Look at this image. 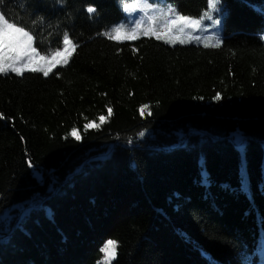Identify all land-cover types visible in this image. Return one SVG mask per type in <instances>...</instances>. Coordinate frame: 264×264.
I'll return each instance as SVG.
<instances>
[{"label":"trees","instance_id":"trees-1","mask_svg":"<svg viewBox=\"0 0 264 264\" xmlns=\"http://www.w3.org/2000/svg\"><path fill=\"white\" fill-rule=\"evenodd\" d=\"M147 2L220 47L108 40L122 0L0 5L42 55L79 45L0 74V264H100L108 240L111 264H264V0H221L217 36L209 0Z\"/></svg>","mask_w":264,"mask_h":264},{"label":"snow or ice","instance_id":"snow-or-ice-1","mask_svg":"<svg viewBox=\"0 0 264 264\" xmlns=\"http://www.w3.org/2000/svg\"><path fill=\"white\" fill-rule=\"evenodd\" d=\"M221 0H209V9L212 12L219 11V5ZM4 4V0H0V5ZM122 8L125 12L129 10H138L141 15L139 18H135V11L130 12L132 17L127 24H121L115 26L110 30H107L103 35L111 41L117 43H123L127 40H136L144 37H155L157 40H163L166 44L175 45L176 43L185 44L191 43L195 40L197 43H203L205 48L220 47L221 42L216 40L215 43H210L212 37L209 36L205 39H201L200 36H193L191 34L184 36V27H181L178 32L173 31V27L176 24H182L186 27L196 28L202 24L201 19H193L185 17L179 13H176L172 19H166L161 25H157L156 21L158 17H167L170 13L175 12V9L171 6L167 7V11H159L147 0H122ZM86 12L93 14L96 9L92 6L87 7ZM208 19H212L209 13H204ZM218 25L219 19L215 20ZM34 36L32 30L23 24L17 17L10 16L6 13L2 7H0V74L8 75L9 73H15L16 76H23L25 72H40L44 77L49 75V72L57 67V65H67L72 54L79 46L77 43H73L72 39L67 33L62 36L61 47L57 50L48 51L45 54H41L36 47L33 46ZM43 62V64L39 62ZM217 100L221 99L219 95ZM148 106H142L140 108L141 114L145 112ZM111 108L108 109L109 115L111 114ZM151 115V112L148 113ZM0 119H3L0 116ZM101 120L104 117H100ZM95 126L94 123L86 124L85 129ZM73 135L76 139H80L76 135V130L73 129ZM143 136V133H140ZM117 242L108 240L105 242L101 251L105 254L104 264H111V260L116 255Z\"/></svg>","mask_w":264,"mask_h":264},{"label":"rangeland","instance_id":"rangeland-1","mask_svg":"<svg viewBox=\"0 0 264 264\" xmlns=\"http://www.w3.org/2000/svg\"><path fill=\"white\" fill-rule=\"evenodd\" d=\"M139 2V1H138ZM156 9H158V8H156ZM159 10V9H158ZM133 11H135V10H129V12H126V14L127 15H129V13L130 12H133ZM159 11H161V10H159ZM137 12H139L138 10H137ZM140 14V13H139ZM209 14L212 16V19H209L210 20V22L212 23L211 24V26H212V31H213V33H214V35L215 36H217V35H219L220 34V32H221V26H222V18L221 17H215V18H213L214 16H216V14L214 13V12H209ZM161 18H163V17H161ZM216 19H219V21H220V23L217 25L216 23H215V20ZM181 27H184V32H190L191 30H194V29H196V28H198V27H196V28H190V27H186V26H184V25H182V24H176L175 26H174V28L175 29H180ZM33 46H34V42H33ZM35 47V46H34ZM39 63H41V64H43V62L41 61V62H39ZM95 125V124H94ZM94 127V126H93ZM76 135H78V133H76ZM79 136V135H78ZM115 259V258H114ZM114 259H112L111 260V263L113 262V260ZM100 264H104V260L100 263Z\"/></svg>","mask_w":264,"mask_h":264},{"label":"bare ground","instance_id":"bare-ground-1","mask_svg":"<svg viewBox=\"0 0 264 264\" xmlns=\"http://www.w3.org/2000/svg\"><path fill=\"white\" fill-rule=\"evenodd\" d=\"M264 250V249H263ZM263 255H264V252H263Z\"/></svg>","mask_w":264,"mask_h":264}]
</instances>
